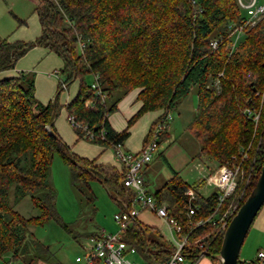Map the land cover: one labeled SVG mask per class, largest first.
Wrapping results in <instances>:
<instances>
[{
    "label": "trees",
    "instance_id": "trees-1",
    "mask_svg": "<svg viewBox=\"0 0 264 264\" xmlns=\"http://www.w3.org/2000/svg\"><path fill=\"white\" fill-rule=\"evenodd\" d=\"M36 2L39 36L31 42H10L0 37V73L12 69L28 49L43 46L62 59V81L54 99L42 104L35 97L32 74L0 77V264H5V254L25 264H60L47 244L28 233L29 225L58 219L55 195L47 184L55 155L68 166L73 181L86 185L93 179L101 181L119 210L134 199V193L123 184V167L78 157L53 131L52 123L61 107L66 110V118L72 116L90 132L86 135L82 128L72 127L78 137L105 147L123 145L128 127L145 112L162 111L150 125L144 145L152 139L157 122L196 88L198 104L186 131L197 141L199 155L218 166L241 164L248 182L244 185L238 180L235 192L225 198L220 210L238 199L239 208L254 187L263 162L264 16L232 48L228 26L243 19L237 0ZM213 39H221L215 49L210 45ZM88 73L94 76L100 94L87 84ZM75 80L78 90L62 106L59 97L64 87ZM135 88H140L137 99L141 107L124 130L116 131L107 116ZM246 108L260 111L256 124L246 117ZM261 133L263 143L256 151ZM167 136L168 129L159 133L157 148L161 138ZM196 182L188 183L173 172L151 194L157 204H166L169 214L183 226L187 242L182 251L186 258L195 259L205 251L203 255L218 264L224 232L210 223L190 230L184 207L185 192L190 187L197 196L194 220L205 219L217 206L219 191L200 194L204 181ZM11 194L14 203L29 196L40 214L24 218L11 205ZM121 237L146 264L162 262L174 248L172 242L161 240L157 228L137 219L128 224ZM260 251L264 249L257 253ZM246 260L238 258V264Z\"/></svg>",
    "mask_w": 264,
    "mask_h": 264
},
{
    "label": "rangeland",
    "instance_id": "rangeland-1",
    "mask_svg": "<svg viewBox=\"0 0 264 264\" xmlns=\"http://www.w3.org/2000/svg\"><path fill=\"white\" fill-rule=\"evenodd\" d=\"M35 2L36 0H0V37L6 38L10 42H31L17 41L14 38L19 37L18 34L21 33L22 29H31L33 20L37 22L34 11ZM241 13L245 14L243 10ZM85 80L88 85H92L94 76L88 73ZM75 83L78 86V80L71 84L75 85ZM138 89L140 90V88ZM217 89H219L218 86ZM197 104L196 88H192L170 110L172 119L169 122V135L161 138L159 147L151 161L146 165L145 177L148 181L145 182V185L150 193L170 178L173 172L179 173L182 179L188 183L198 181L196 183L200 184V175L195 170L197 164L207 173L219 167L213 160L204 155H199L197 141L186 131V127L195 115ZM66 122L72 128L67 118ZM148 132L149 130L147 134ZM262 143L261 133L257 138L256 151ZM247 146V149L251 147L250 144ZM121 147L124 150L123 145ZM106 148L115 155L113 147ZM239 181L244 182V184L248 182V177H244L243 171ZM47 184L55 195V209L58 219H49L39 226L29 225L28 233L47 244L60 264H81L76 262L75 258L83 256L84 248L89 245L88 238L84 234L94 232L116 233L118 227L113 220V215L119 211V206L101 181L93 179L89 181L88 185L81 181H73L68 166L57 155L54 156L51 164ZM212 190L211 187L207 188L206 193L209 194ZM10 202L24 218L36 217L40 214L39 209L32 204L29 196L14 203L11 194ZM137 220L146 226L157 228L162 236L161 240L166 244L172 242L168 236L167 226L153 211L140 210ZM149 235L153 238L151 232ZM259 249H264V205L244 239L239 260H250L255 257ZM128 258L135 264H146L138 253H131ZM2 260L5 264H25L21 259L11 260L9 254L3 255Z\"/></svg>",
    "mask_w": 264,
    "mask_h": 264
},
{
    "label": "built area",
    "instance_id": "built-area-1",
    "mask_svg": "<svg viewBox=\"0 0 264 264\" xmlns=\"http://www.w3.org/2000/svg\"><path fill=\"white\" fill-rule=\"evenodd\" d=\"M238 6L245 13L240 23H231L230 29L232 44L231 47L239 42L245 31L255 25L264 16V0H237ZM221 39H213L210 42L212 49H215ZM100 94L99 86L96 81L92 84ZM246 117L257 123L259 119V110L246 108ZM73 128H82L86 135L90 132L86 127L75 122L72 116L67 117ZM170 113H166L161 118L153 130L152 139H150L137 152L126 151L122 149V145L116 144L114 148L115 159L124 168L123 184L134 193V199L128 205H123V209L114 213L113 220L117 224L118 230L114 234H100L98 237H89V245L84 248L83 256H77L76 262L81 264H135L128 258V255L135 253V249L122 240L121 234L127 228L128 224L137 219L140 210L153 211L167 226L169 239L174 244V248L170 252L168 258L157 264H188L187 258L182 249L187 242V235L183 234V226L181 223L169 214L166 204H157L152 194L148 191L144 178L143 170L151 161L157 150V137L163 129H168L171 121ZM91 137V136H90ZM246 155L243 154V158ZM241 164L230 166V164H222L212 172H204L205 170L197 164L195 170L200 175L199 181L203 180L204 184L198 190L200 194L207 195V188L217 189L218 202L212 213L205 219L194 220V215L198 209L196 201V193L192 188L186 190L187 203L184 207L186 216L188 217V226L190 230H194L204 224L210 223L224 232L233 215L238 210V200L228 204L223 211L220 210L225 198L232 195L237 187L238 180L242 175ZM247 182L244 184L246 185ZM204 190V192H203ZM240 198V197H239ZM200 247L203 244H199ZM205 251L201 252L198 257L202 256ZM197 257V258H198ZM244 264H264V251L257 253L254 260H246Z\"/></svg>",
    "mask_w": 264,
    "mask_h": 264
},
{
    "label": "crops",
    "instance_id": "crops-1",
    "mask_svg": "<svg viewBox=\"0 0 264 264\" xmlns=\"http://www.w3.org/2000/svg\"><path fill=\"white\" fill-rule=\"evenodd\" d=\"M35 2V6H36ZM35 8V7H34ZM36 14V12H35ZM37 22L32 21V28L22 29L19 37L14 38L17 41H32L39 36L40 23L36 14ZM63 66L62 59L43 46H34L28 49L24 55L17 59L14 67L10 70L0 73L2 76H17L20 73H30L33 75L35 97L42 104L51 102L57 91L58 84L62 81L60 72ZM72 86V88H70ZM78 86H65L60 97L59 103H67L74 97ZM139 89L135 88L128 92L117 104V110L107 116L108 122L116 131L124 130L128 125V120L139 110L141 102L137 99ZM162 111H147L142 114L131 126L128 127L129 135L123 142V148L126 151H139L146 138L150 125L156 120ZM168 126V131H169ZM53 131L69 147L70 151L78 157L95 159L98 164H108L116 168L121 166L115 159V155L105 146L98 145L85 138H80L76 132L66 122V110L61 107L52 123ZM169 135V134H168ZM146 169L143 170L144 182L146 179ZM101 234L105 232H100ZM130 246V245H129ZM136 253V252H135ZM131 260V259H130ZM132 261V260H131ZM188 264H213L210 257L202 255L195 259H187Z\"/></svg>",
    "mask_w": 264,
    "mask_h": 264
},
{
    "label": "water",
    "instance_id": "water-1",
    "mask_svg": "<svg viewBox=\"0 0 264 264\" xmlns=\"http://www.w3.org/2000/svg\"><path fill=\"white\" fill-rule=\"evenodd\" d=\"M264 205V151L259 176L251 192L226 227L221 241L218 264H238L244 239L258 212Z\"/></svg>",
    "mask_w": 264,
    "mask_h": 264
}]
</instances>
